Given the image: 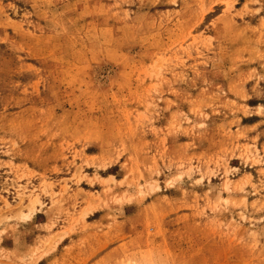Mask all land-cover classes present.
Masks as SVG:
<instances>
[{
  "label": "rangeland",
  "instance_id": "rangeland-1",
  "mask_svg": "<svg viewBox=\"0 0 264 264\" xmlns=\"http://www.w3.org/2000/svg\"><path fill=\"white\" fill-rule=\"evenodd\" d=\"M0 264H264V0H0Z\"/></svg>",
  "mask_w": 264,
  "mask_h": 264
}]
</instances>
